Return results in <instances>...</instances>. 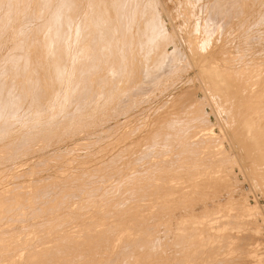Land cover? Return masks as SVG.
<instances>
[{
	"label": "rangeland",
	"instance_id": "rangeland-1",
	"mask_svg": "<svg viewBox=\"0 0 264 264\" xmlns=\"http://www.w3.org/2000/svg\"><path fill=\"white\" fill-rule=\"evenodd\" d=\"M113 1L73 0L72 2L71 0L73 7L71 3H67L68 5L71 4L68 6L65 0L64 2L63 0H17L18 4L16 0H0V4H2L0 7V81L2 80L0 82V93L3 97L2 99L0 96V107L4 108L1 109L2 111L0 110V115L2 114L0 116V130H4L0 131V198H2L0 199V237H2L0 241L3 243L7 241L6 244L1 242L0 244L8 249L0 246V249H4V251L0 250V253L2 252L0 263L41 264L43 259V264H45V261L47 264V260L49 264H52L51 262L53 264H80L83 261L84 263L81 264H94L95 262L102 264L101 256L106 250V252L111 253V257L108 252L109 258L103 254V257L105 256L103 264H106L107 259V264H122L125 261L124 264H127L129 256L135 257V260L133 258L130 260L133 264L135 262L138 264L139 260L141 264L144 260V263L150 260L147 264L158 262L161 264H264V0H119L120 4H118V0L117 2L116 0ZM67 2H70V0ZM5 5L9 7L6 8ZM105 7L111 8L110 10L113 11L111 12L107 8V12ZM103 10L107 12L106 16L103 15L105 13ZM99 12H101L102 18L104 16L106 20L110 16L112 20L117 17L114 22L111 18L109 20L114 27H110L111 24L108 20L106 22L105 18H103L104 21L99 17L101 16ZM47 13L49 15H46ZM66 13L67 15L69 13L70 16L68 15V17ZM112 13L114 16L111 15ZM115 13L117 16H115ZM120 15L122 20L119 18ZM38 17L39 20L36 19ZM71 17H73V22L70 26L72 20L69 21L68 18L71 19ZM88 17H91V21ZM92 17H94V20ZM101 21L108 27L105 28ZM56 23L57 28H60L57 31L55 30ZM63 24L66 28L65 31H62L64 28H61ZM96 24H102V28ZM19 26L21 30L19 29L18 32L16 30ZM97 26L101 30L98 31L99 27ZM67 32L69 35H67ZM96 32L100 35L97 33V36ZM105 32L106 34L109 32V36H114L110 38L108 34L104 36ZM24 35L28 37L27 42L23 41L26 39V37H23ZM99 36L103 37L100 39L101 41L108 42L106 44L104 41L100 43ZM106 37H108V40ZM18 40L22 45L20 44V48L17 47L19 50L15 51L14 46L19 45L17 44L19 43ZM93 42H98V44ZM103 43L105 47L107 46L106 50L100 47L104 46ZM53 46L61 51L55 50V47L52 49ZM48 47L53 51V55L59 51V57L56 54L55 58L56 60L57 58L61 59L57 60L56 63L53 62L55 60H53L52 53L49 52V55L48 51L50 50ZM36 48L41 51H37ZM45 49L48 51L45 52ZM94 50H97V52ZM103 50L105 51L103 53L107 54L109 52L107 55L104 54L107 60L102 56ZM6 53L10 54L9 57L5 55ZM96 53H99L98 56ZM100 54L102 58L104 57L103 60ZM16 56H19V58ZM109 56L111 57L109 58ZM26 59L30 60L26 61ZM98 59L100 62H98ZM117 59L118 61H116ZM15 60L16 62H14ZM22 61L26 62L23 64ZM58 61L61 66L65 64L62 68L56 66L59 71L63 70L60 72L62 74L58 73L59 71L54 68L55 66L52 67V64L58 65ZM27 62H29L28 67H26ZM119 62H121V65ZM17 63L26 65L19 66ZM95 64L99 66L96 68ZM113 64L114 67H112ZM31 65L34 66V69L31 67L32 72L33 70H36V72H31ZM18 66L19 68H17ZM109 66L112 68L110 69ZM13 68L17 70H13ZM27 68L28 71H26ZM18 69L22 71H18ZM88 69H91V74ZM46 70L51 77L50 79L45 73ZM51 70L54 71L52 73L56 77L60 76L58 79L55 77L54 82L56 81V83L51 81L54 79V75L50 73ZM56 73L59 75H56ZM45 77H48L47 81ZM27 78L30 80V84L29 81L26 82ZM58 80L61 82L59 85L57 84L59 83ZM34 81L37 84L36 82L34 84ZM48 82H50V86H48ZM75 83L79 84L80 88ZM27 84H29L31 90L27 87ZM51 84L53 86L55 84V86L53 87ZM51 86L52 88L57 86V91L54 89L55 92L52 88V91H50ZM78 89L80 93L77 92ZM33 90L36 92L33 93ZM46 91L50 92L49 95ZM39 92H43L42 94L45 96L40 98L41 93L37 95L39 98L34 95ZM5 94H12L13 96H10L13 99ZM15 95H20L23 100L20 99V101L19 98L21 97L18 98ZM48 96L51 97L48 99ZM81 96L82 100L79 99ZM84 96L85 101L83 100ZM14 97L18 99L15 100ZM32 97L34 99L38 98V100H33ZM11 100H15L16 103L11 102ZM12 104L16 106V111L13 109L15 107ZM9 107L13 110L12 113L18 110L19 113H15L16 116L8 114L11 112ZM5 115L11 117L13 121L9 125L7 122H10V119H7L8 116L5 118ZM39 118L43 119L40 120ZM12 123H15L16 126ZM10 124L13 128L10 127ZM26 144L29 145L23 146ZM30 166L31 168H29ZM73 166L75 167L73 168ZM6 170L9 174L12 172L13 176H10L11 174L9 175ZM84 184L86 185L84 186ZM156 197L158 198L156 199ZM28 201L30 202L28 203ZM131 204L137 206L136 210L133 209L135 206H129ZM39 207H44L45 211L44 208ZM147 207L150 210L146 211ZM75 210L77 211L75 212ZM142 210L144 211L142 212ZM120 211H124L126 214L123 212L122 215ZM131 211L134 213L131 214ZM138 211L139 213H137ZM10 212H13V214ZM127 212H130L131 215ZM52 214L55 216L53 217ZM118 215L119 217L120 215L124 216V218L121 216V219L126 222L124 223L125 226L120 218H116ZM125 216H129V219ZM114 218L120 219V223L116 221L117 224H114L113 220H116ZM134 220L137 222L135 223ZM95 221H97L96 225H93ZM108 221H110L109 226L107 225ZM132 221L135 223L134 226L131 225ZM100 222L104 224L101 225ZM111 224L115 225V228ZM118 224L119 227L120 225L126 227L124 228L126 232L121 229L122 226L120 228L116 227ZM98 226L100 228L104 226V228L100 229ZM105 226L108 228L106 229ZM131 226L134 229H131ZM136 226L137 228H135ZM94 228H99V230L96 229L95 231ZM145 228L147 232H145ZM135 229L141 232L143 236ZM57 230L59 232L64 231L65 235ZM69 230L72 231L69 232ZM81 231L84 232L85 236ZM93 231L95 233L101 231L100 234L97 233L99 235L104 233L105 236L97 235V240V233L95 234ZM72 232L78 233V237H75L77 235ZM86 232L88 235H86ZM131 232L139 233L140 237L138 238V235L133 236ZM111 233H114L113 236L116 239L109 240L112 236ZM21 234L23 237H21ZM47 234L50 238L55 236V239L52 237L49 239L51 242H45V244L44 241H48L49 238ZM72 234L75 236H71ZM91 234L95 235V239ZM115 234L119 235L116 236ZM3 235L11 238L4 236L5 239H3ZM89 235L92 237H89ZM124 235L126 237L130 235L131 239L136 238H133V241L130 238L126 239ZM30 236L34 239L37 237L40 240L36 238L37 240L33 239L32 241L30 240L32 238H29ZM24 237L25 239H23ZM71 237H75L76 242L71 240ZM99 237H106L105 241L103 238H101L103 241H99ZM67 238L70 240L69 242ZM84 238L86 244L83 243V245H88L86 248L82 245ZM107 238H109V241H113L109 243ZM139 239L140 241H137ZM151 239H155L153 240L155 245ZM14 240L16 243H14ZM28 240L31 242H28ZM95 240L100 245H96ZM70 242H73V244ZM114 242H116V245H114ZM121 242H124V245ZM19 244L21 245L19 246ZM22 244L25 247H22ZM57 244L58 246H56ZM67 244L71 251L68 249ZM103 244L107 245V248ZM119 244L121 247L118 248ZM150 244L154 246L151 247ZM45 245H47L50 252L44 249L46 248ZM74 245L79 248L77 249ZM81 245L82 250L80 249ZM27 246L32 248L29 247L30 250H28ZM70 246L76 247L74 250L79 253L72 251L73 248ZM98 246L102 247L99 249L101 254L98 252ZM108 246L112 248L109 249ZM8 247L13 249L9 250ZM153 247L155 250L152 249ZM180 247L184 250L183 252L179 249ZM34 248L39 255L33 252L35 251ZM89 248H92V251ZM129 248L132 250L131 252ZM142 248L147 251L144 252ZM14 249L17 251H14ZM20 249H24V252L27 251L24 253ZM79 249L87 256L86 258ZM86 249L91 253L87 252L88 254H86ZM114 249L118 251L116 254ZM139 249L141 250L139 251ZM134 250H137V252ZM122 251L125 252V255L122 254ZM126 251H129V253H126ZM132 252L137 256H134ZM11 253L12 255H10ZM26 253L28 256L23 255ZM61 253H65L66 256ZM152 253L154 254L153 257ZM71 254L76 258L74 259ZM126 254H129V256L127 257ZM142 254H150L147 257L152 259H147ZM163 254H167L166 258ZM30 255L32 263L29 262ZM4 256L7 257L2 259ZM8 256L11 257L10 260ZM44 256L47 258L46 260ZM139 256H142L141 259ZM167 256H170L169 259ZM121 257H123V262ZM26 258H28V261H26ZM118 258L121 260L118 261ZM12 259L13 262H11ZM37 259H40L41 262L39 263ZM72 259L79 261L75 262ZM58 260L61 263H58ZM132 263L128 262V264Z\"/></svg>",
	"mask_w": 264,
	"mask_h": 264
},
{
	"label": "bare ground",
	"instance_id": "bare-ground-1",
	"mask_svg": "<svg viewBox=\"0 0 264 264\" xmlns=\"http://www.w3.org/2000/svg\"><path fill=\"white\" fill-rule=\"evenodd\" d=\"M3 1H4V0H3ZM26 1H27V0H26ZM40 1H41V0H40ZM67 1H68V0H65V3H66V4H67V3H68V4H69V3L72 4V2H73V0H72V2H71V0H70V2H67ZM74 1H75V0H74ZM76 1H77V0H76ZM114 1H115V0H114ZM114 1H113V2H114ZM121 1H122V0H121ZM253 1H254V0H253ZM20 2H21V1H20ZM23 2H24V1H23ZM33 2H34V1H33ZM37 2H38V1H37ZM42 2H43V1H42ZM63 2H64V0H63ZM116 2H117V0H116ZM116 2H115V3H116ZM118 2H119V0H118ZM10 3H11V2H10ZM16 3H17V0H16ZM16 3H15V4H16ZM29 3H30V2H29ZM39 3H40V2H39ZM49 3H50V2H49ZM59 3H60V2H59ZM6 4H7V3H6ZM17 4H18V3H17ZM37 4H38V3H37ZM40 4H41V3H40ZM46 4H47V1H46ZM68 4H67V5H68ZM71 4H70V5H71ZM75 4H76V3H75ZM112 4H113V3H112ZM118 4H120V2H119ZM123 4H124V3H123ZM127 4H128V3H127ZM1 5H2V4H0V7H1ZM47 5H48V4H47ZM47 5H46V6H47ZM67 5H66V6H67ZM70 5H68V6H70ZM72 5H73V4H72ZM125 5H126V4H125ZM5 6H6V8H7L8 5H5ZM39 6H40V5H39ZM50 6H52V5H50ZM56 6H57V5H56ZM66 6H65V7H66ZM115 6H116V5H115ZM119 6H120V5H119ZM8 7H9V6H8ZM22 7H23V6H22ZM25 7H26V5H25ZM47 7H48V6H47ZM52 7H54V6H52ZM73 7H74V5H73ZM112 7H113V5H112ZM15 8H16V6H15ZM41 8H43V6H41ZM41 8H40V9H41ZM68 8H69V7H68ZM68 8H67V9H68ZM75 8H76V7H75ZM105 8H106V7H105ZM107 8H108V7H107ZM107 8H106V11H107ZM8 9H11V8H8ZM17 9H18V8H17ZM24 9H26V8H24ZM44 9L46 10L47 8H44ZM52 9H53V8H52ZM62 9H63V8H62ZM108 9H109V8H108ZM110 9H111V8H110ZM110 9H109V10H110ZM0 10H1V9H0ZM54 10H55V9H54ZM64 10H65V9H64ZM69 10H71V9H69ZM16 11H17V10H16ZM28 11H29V10H28ZM32 11H33V10H32ZM34 11H35V10H34ZM43 11H44V10H43ZM55 11H56V10H55ZM88 11H89V10H88ZM103 11H104V10H103ZM110 11H111V10H110ZM112 11H113V10H112ZM112 11H111V12H112ZM114 11H116V10L114 9ZM0 12H1V11H0ZM7 12H8V11H7ZM72 12H73V10H72ZM101 12H102V11H101ZM101 12H99L100 15H101ZM104 12H105V11H104ZM107 12H108V11H107ZM107 12H105V13L102 12V13H103L104 16H106V13H107ZM116 12H117V11H116ZM17 13H18V12H17ZM32 13H33V12H32ZM32 13H31V15H32ZM69 13H71V12H69ZM69 13H68V15H69ZM99 13H97V15H99ZM119 13H120V12H119ZM119 13H118V15H119ZM41 15H42V11H41ZM46 15H49V13H47ZM66 15H67V13H66ZM68 15H67V16H68ZM72 15H73V13H72ZM111 15H113V13H112ZM154 15H155V13H154ZM262 15H263V13H262ZM4 16H5V15H4ZM33 16H34V15H33ZM39 16H40V12H39ZM56 16H57V15H56ZM62 16H63V15H62ZM69 16H70V15H69ZM69 16H68V17H69ZM89 16H90V13H89ZM104 16H103V18H105ZM108 16H109V14L107 15V17H108ZM113 16H114V15H113ZM115 16H117L116 13H115ZM120 16H121V15H120ZM7 17H8V16H7ZM28 17H29V13H28ZM44 17H45V15H44ZM44 17H43V18H44ZM48 17H49V16H48ZM48 17H47V18H48ZM51 17H52V16H51ZM95 17H96V16H95ZM99 17L102 18V15L99 16ZM99 17H97V18L100 20ZM123 17H124V16H123ZM151 17H152V16H151ZM263 17H264V16H263ZM0 18H1V17H0ZM22 18H23V17H22ZM31 18H32V17H31ZM55 18H56V17H55ZM59 18H60V17H59ZM103 18H102V19H103ZM110 18H111V20H112V17H111V16H110ZM110 18L107 19V20L109 21ZM119 18L122 20V16L119 17ZM119 18H118V20H119ZM154 18H155V17H154ZM2 19H3V18H2ZM29 19H30V18H29ZM36 19L39 20V17L36 18ZM44 19H45V18H44ZM56 19H57V18H56ZM68 19H69V21L72 20L71 23H70V26H71V25H72V22H73V17H71V19H70V18H68ZM88 19L90 20L91 17H90V18L88 17ZM88 19H87V20H88ZM92 19L94 20V17H92ZM95 19H96V18H95ZM113 19H114V17H113ZM116 19H117V17H116L114 20H116ZM3 20H4V19H3ZM34 20H35V19H34ZM45 20H46V19H45ZM50 20H51V19H50ZM53 20H54V19H53ZM64 20H65V19H64ZM64 20H62V21H64ZM103 20H104V19H103ZM105 20H106V18H105ZM105 20H104V21H105ZM107 20H106V22H108ZM114 20H112V22H114ZM118 20H117V22H118ZM260 20H261V19H260ZM0 21H1V20H0ZM19 21H21V20H19ZM19 21H18V22H19ZM57 21H58V20H57ZM69 21L67 20V22H69ZM90 21H91V20H90ZM96 21H98V20L96 19ZM151 21H152V20H151ZM8 22H9V21H8ZM24 22L26 23V21H24ZM30 22H31V20H30ZM37 22H38V21H37ZM67 22H66V23H67ZM93 22H94V21H93ZM99 22H100V21H99ZM101 22H102V21H101ZM109 22H110L109 24H111V21H109ZM149 22H150V21H149ZM154 22H157V21H154ZM261 22H262V21H261ZM40 23H41V21H40ZM42 23H43V22H42ZM90 23H91V22H90ZM96 23H97V22H96ZM102 23H103V22H102ZM115 23H116V22H115ZM115 23H114V24H115ZM20 24H21V23H20ZM92 24H93V23H92ZM92 24H91V25H92ZM94 24H95V23H94ZM106 24H107V23H106ZM147 24H148V23H147ZM151 24H152V23H151ZM259 24H260V22H259ZM6 25H7V23H6ZM8 25H9V24H8ZM52 25H53V24H52ZM58 25H59V23H58ZM87 25H88V24H87ZM96 25H100V27L102 28V26H101L102 24H96ZM96 25H95V26H96ZM103 25H104V23H103ZM149 25H150V24H149ZM149 25H148V26H149ZM156 25H157V24H156ZM2 26H4V25H2ZM23 26H25V25H23ZM27 26H28V25H27ZM36 26H37V25H36ZM50 26H51V25H50ZM53 26L55 27V25H53ZM67 26H69V25L67 24ZM112 26L114 27V25L111 24L110 27H112ZM148 26H147V27H148ZM32 27H33V26H32ZM37 27H38V26H37ZM37 27H36V28H37ZM43 27H44V26H43ZM54 27H53V28H54ZM59 27H60V25H59ZM81 27H82V26H81ZM97 27H99V26H97ZM97 27H96V28H97ZM100 27H99V29L97 28L98 31L101 30ZM104 27L107 28L108 26H107V25H106V26L104 25ZM110 27H109V28H110ZM2 28H3V27H2ZM56 28H57V23H56L55 30L57 31V30L60 29V28H59V29H58V28L56 29ZM61 28H64V24H63V27L61 26ZM79 28H80V27H79ZM109 28H108V29H109ZM150 28H151V27H150ZM16 29H17V28H16ZM16 29H15V30H16ZM19 29H20V26H19V28H18L16 31H18ZM25 29H27V28H25ZM32 29H33V28H32ZM37 29H39V28H37ZM65 29H66V28H64V30H62V31H65ZM80 29H81V28H80ZM121 29H122V28H121ZM152 29H153V28H152ZM20 30H21V29H20ZM23 30H24V29H23ZM39 30H40V29H39ZM41 30H42V29H41ZM102 30H103V29H102ZM4 31H5V30H4ZM30 31H31V30H30ZM44 31H45V30H44ZM67 31H68V30H67ZM110 31H111V30H110ZM2 32H3V31H2ZM18 32H19V31H18ZM18 32H17V33H18ZM40 32H41V31H40ZM59 32H60V31H59ZM102 32H103V31H102ZM102 32H101V33H102ZM17 33H16V35H17ZM27 33H28V32H27ZM38 33H39V32H38ZM41 33H42V32H41ZM50 33H51V31H50ZM64 33H65V32H64ZM67 33H68V32H67ZM78 33H79V32H78ZM97 33H98V32H96V35H97ZM111 33H112V32H111ZM160 33H161V32H160ZM160 33H159V34H160ZM3 34H4V33H3ZM14 34H15V33H14ZM18 34H19V33H18ZM34 34H35V33H34ZM56 34H57V33H56ZM56 34H55V35H56ZM62 34H63V33H62ZM107 34H108V36H109V32H107ZM107 34H106V32H105L104 36L107 35ZM113 34H114V33H113ZM152 34H154V33H152ZM16 35H14V36H16ZM28 35H29V34H28ZM31 35H32V34H31ZM41 35H42V34H41ZM67 35H69V33H68ZM81 35H82V34H81ZM98 35H100V33H98ZM98 35H97V36H98ZM156 35H157V34H156ZM0 36H1V35H0ZM2 36H3V35H2ZM32 36H33V35H32ZM47 36H48V35H47ZM57 36H59V35L57 34ZM79 36H80V33H79ZM102 36H103V35H102ZM113 36H114V35H113ZM113 36H109V38H110V37H113ZM11 37H12V36H11ZM16 37H21V36L18 35V36H16ZM23 37H26V36L24 35ZM23 37H22V38H23ZM42 37H43V36H42ZM62 37H63V36H62ZM27 38H28V37H26V39L23 40V41L27 42V41H26ZM33 38H34V36H33ZM49 38H50V37H49ZM57 38H59V37H57ZM67 38H68V37H67ZM78 38H79V37H78ZM97 38H98V37H97ZM102 38H103V37H102ZM102 38L99 36L98 39L100 40V39H102ZM155 38H156V37H155ZM38 39H39V38H38ZM40 39H41V38H40ZM45 39H47V38L45 37ZM50 39H51V38H50ZM98 39H96V40H98ZM104 39H105V38H104ZM106 39L108 40V37H106ZM157 39H158V38H157ZM0 40H1V39H0ZM19 40H20V39H19ZM19 40H18V41H19ZM60 40H61V39H60ZM64 40H65V39H64ZM99 40H98V41H99ZM109 40H110V39H109ZM112 40H113V39H112ZM33 41H34V40H33ZM55 41H58V40H55ZM61 41H63V40H61ZM61 41H60V42H61ZM65 41H66V40H65ZM72 41H73V40H72ZM103 41H104V40H103ZM103 41L100 40V43H102ZM155 41H157V40H155ZM21 42H22V41H21ZM31 42H32V41H31ZM94 42H95V41H94ZM94 42H93V43H94ZM106 42H108V41H106ZM106 42L104 41L105 44H106ZM110 42H111V40H110ZM113 42H114V41H113ZM22 43H23V42H22ZM45 43H46V42H45ZM104 43H103V44H104ZM17 44H19V45L14 46V47L16 48V49L14 48L15 51L19 50V49H17V47L20 48V47H19L20 44H21L20 41H19V43H17ZM31 44H32V43H31ZM51 44H52V43H51ZM54 44H55V43H54ZM94 44H98V42H97V43H94ZM105 44H104V46H103V45L100 46V47H103L104 50H106L105 48L107 47V46L105 47ZM110 44H111V43H110ZM21 45H22V44H21ZM25 45H26V43H25ZM46 45H47V44H46ZM56 45H57V43H56ZM62 45H63V44H62ZM64 45H65V43H64ZM35 46H36V44H35ZM37 46H38V44H37ZM108 46H109V45H108ZM110 46H112V45H110ZM21 47H22V46H21ZM27 47H28V46H27ZM27 47H26V48H27ZM38 47H39V46H38ZM40 47H42V46L40 45ZM54 47H55V46H53L52 49H53ZM60 47H61V46H60ZM23 48H24V47H23ZM23 48H22V49H23ZM30 48H31V46H30ZM42 48H43V47H42ZM65 48H66V47H65ZM12 49H13V48H12ZM27 49H29V48H27ZM36 49H37V48H36ZM40 49H41V48H40ZM43 49H44V48H43ZM43 49H42V50H43ZM48 49L50 50L51 48L48 47ZM61 49H62V48H61ZM97 49H99V48H97ZM112 49H113V48H112ZM23 50H24V49H23ZM38 50H39V49H37V51H38ZM55 50H60V49H56V47H55ZM63 50H64V49H63ZM99 50H101V49H99ZM104 50L102 51V53L105 52ZM107 50H108V48H107ZM109 50H110V49H109ZM9 51H10V50H9ZM9 51H7V52H9ZM26 51H27V50H26ZM26 51H25V52H26ZM39 51H41V50H39ZM46 51H48V50L45 49V52H46ZM60 51H61V50H60ZM64 51H65V50H64ZM64 51H62V52L65 53ZM94 51L97 52V50H94ZM49 52L52 53L53 51L50 50V51H48V53H49ZM58 52H59V51H58ZM58 52H57V53L54 52V53H56V54L58 55ZM62 52H61V53H62ZM106 52H107V51H106ZM20 53H21V51H20ZM28 53H29V52H28ZM37 53H38V52H37ZM37 53H36V54H37ZM48 53H47V54H48ZM50 53H49V55H50ZM91 53H93V52H91ZM91 53H90V54H91ZM108 53H109V52H108ZM108 53H107V54H108ZM125 53H126V52H125ZM18 54H19V53H18ZM21 54H22V53H21ZM38 54H39V53H38ZM41 54H43V53H41ZM41 54H40V55H41ZM56 54H54L55 56L53 55V53H52L51 55H53V57L55 58V57L57 56ZM97 54H99V53H96V55H97ZM104 54H106V53H103L102 56H104ZM107 54H106V55H107ZM118 54H119V52H118ZM5 55H6V56L8 55L7 57H9L10 54L6 53ZM33 55H34V54H33ZM122 55H124V54H122ZM19 56H20V55H19ZM19 56H18V57L16 56V57L19 58ZM36 56H37V55H36ZM43 56H44V54H43ZM83 56H84V55H83ZM97 56H98V55H97ZM100 56H101V54H100ZM102 56H101V58H102ZM111 56H112V55H111ZM111 56H109V58H110ZM3 57H4V55H3ZM12 57L14 58V55H13ZM12 57H11V58H12ZM58 57H59V55H58ZM87 57H88V56H87ZM104 57H105V56H104ZM104 57H103V58H104ZM112 57H113V56H112ZM117 57H118V55H117ZM25 58H26V57H25ZM38 58H39V57H38ZM41 58H43V57H41ZM54 58H53V60H55V61H53L54 63H56L57 60L61 59V58H59V59L57 58V60H56V58H55V59H54ZM65 58H66V57H65ZM65 58H64V59H65ZM97 58H98V57H97ZM103 58H102V60H103ZM122 58H123V57H122ZM35 59H36V60H39L40 58H39V59L35 58ZM35 59H34V60H35ZM84 59H85V58H84ZM90 59H91V58H90ZM90 59H89V60H90ZM105 59H106V57H105ZM115 59H116V58H115ZM118 59H119V58H118ZM118 59H117L116 61H118ZM9 60H10V59H9ZM11 60H14V59H11ZM27 60H28V59H26V61H27ZM29 60H30V59H29ZM29 60H28V61H29ZM32 60H33V57H32ZM32 60H31V61H32ZM89 60H88V61H89ZM95 60H96V59H95ZM100 60H101V59H100ZM102 60H101V61H102ZM106 60H107V59H106ZM119 60H120V59H119ZM123 60H124V59H123ZM26 61H24V62H26ZM63 61H64V60H63ZM81 61H82V58H81ZM8 62H10V61H8ZM14 62H16V60H15ZM17 62H18V61H17ZM22 62H23V61H22ZM24 62H23V64H24ZM51 62H52V58H51ZM51 62H50V64H51ZM91 62H92V61H91ZM93 62H94V61H93ZM93 62H92V63H93ZM98 62H100L99 59H98ZM102 62H103V61H102ZM106 62H107V61H106ZM109 62H110V61H109ZM109 62H108V64H109ZM10 63H11V62H10ZM28 63H29V62H27V65L25 64L26 67L29 66ZM40 63H42V62H40ZM64 63H66V62L64 61ZM112 63H113V62H112ZM119 63H120V65H121V62H119ZM5 64H6V62H5ZM17 64H19V63H17ZM23 64L21 63V64H19V66H21V65H22V66H25V65H23ZM30 64H31V62H30ZM35 64H37V63H35ZM38 64H39V63H38ZM57 64H58V65H53V64H52V67L55 66L54 68H56V66H57V67H58V66H59V67L61 66V64H59V61H58ZM84 64H85V63H84ZM97 64H98V63H97ZM105 64H106V63H105ZM11 65H12V64H11ZM11 65H10V67H11ZM33 65H34V64H33ZM48 65H49V64H48ZM78 65H79V64H78ZM90 65H91V64H90ZM93 65H94V64H93ZM93 65H92V66H93ZM111 65H112V64H111ZM111 65H110V66H111ZM124 65H125V64H124ZM13 66H14V63H13ZM15 66H16V65H15ZM19 66H18L17 68H19ZM50 66H51V65H50ZM63 66H65V64H64ZM63 66H61L60 68H62ZM97 66H99V65H97ZM97 66H96V64H95V67H96V68H97ZM110 66H109V68L111 69L112 67H114V64H113L112 67H110ZM10 67H9V68H10ZM31 67H32V65L30 66V68H31ZM40 67H42V66H40ZM48 67H49V66H48ZM81 67H84V66H81ZM86 67H87V64H86ZM11 68H12V67H11ZM22 68H23V67H22ZM22 68H21V69H22ZM32 68L34 69V66H33ZM32 68H31V72H32ZM54 68H53V70L56 72V70H55ZM65 68H66V67H65ZM65 68H64V69H65ZM89 68H90V66H89ZM117 68H118V67H117ZM119 68H120V67H119ZM21 69H20V70H21ZM37 69H39V68H37ZM47 69H48V68H47ZM49 69H51V68L49 67ZM56 69L58 70L59 68H56ZM76 69H77V68H76ZM84 69H86V68H84ZM84 69H83V71H84ZM92 69H93V68H92ZM120 69H121V68H120ZM122 69H123V68H122ZM13 70H17V69H14V68H13ZM13 70H12V71H13ZM20 70L18 69V71H20ZM25 70H26V69H25ZM53 70H51V72H50L51 75L53 74L52 72H54ZM78 70H79V69H78ZM80 70H81V69H80ZM88 70H90V74H91V69H88ZM94 70H95V69H94ZM116 70L118 71V69H116ZM123 70H124V69H123ZM3 71H4V70H3ZM12 71H10V72H12ZM21 71H22V70H21ZM26 71H28V68H27ZM34 71L36 72V70H33L32 73H34ZM58 71H59V70H58ZM62 71H63V70H62ZM62 71L60 70L58 73H60V72H62ZM83 71H82V72H83ZM108 71H109V70H108ZM110 71H111V70H110ZM119 71H121V70H119ZM10 72H9V73H10ZM37 72H38V71H37ZM39 72H40V71H39ZM44 72H45V71H44ZM80 72H81V71H80ZM92 72H93V71H92ZM16 73H17V72H16ZM45 73H47V70H46ZM58 73H56V75H57ZM105 73H106V72H105ZM4 74H5V73H4ZM4 74H3V75H4ZM20 74H21V72H20ZM25 74H26V73H25ZM29 74H30V73H29ZM37 74H38V73H37ZM37 74L35 75V77L37 76ZM60 74H62V73H60ZM63 74H64V72H63ZM75 74H78V73H75ZM88 74H89V73H88ZM112 74H113V73H112ZM3 75H2V76H3ZM12 75H14V74H12ZM44 75H45V74H44ZM53 75H54V79H52L51 81L54 82L56 76H55V74H53ZM58 75H59V74H58ZM105 75H106V74H105ZM114 75H116V74L114 73ZM4 76H5V75H4ZM9 76H10V75H9ZM17 76H18V75H17ZM17 76H16V77H17ZM20 76H21V75H20ZM47 76H49V79L51 78L50 75H49L48 73H47ZM63 76H64V75H63ZM80 76H81V75H80ZM91 76H92V75H91ZM14 77H15V76H14ZM14 77H12V78H14ZM16 77H15V78H16ZM18 77H19V76H18ZM18 77H17V78H18ZM22 77H23V76H22ZM29 77H30V76H29ZM59 77H60V76H59ZM59 77H56V79H58ZM72 77H73V76H72ZM82 77H83V75H82ZM89 77H90V75H89ZM9 78H10V77H9ZM45 78H47V79H46V81H47V80H48V77H45ZM74 78H75V77H74ZM85 78H86V77H85ZM87 78H88V77H87ZM103 78H104V77H103ZM106 78H107V77H106ZM112 78H113V76H112ZM1 79H3V78H1ZM7 79H8V77H7ZM30 79H31V77H30ZM60 79H61V78H60ZM114 79H115V78H114ZM22 80H23V79H22ZM22 80H21V81H22ZM35 80H36V79H35ZM75 80H76V79H75ZM78 80H81V79H78ZM82 80H83V79H82ZM85 80H86V79H85ZM1 81H2V80H1ZM1 81H0V82H1ZM21 81H20V83H21ZM27 81H29V84H30V80H28V78H27L26 82H27ZM37 81H39V80H37ZM42 81H43V80H42ZM58 81H59V80H58ZM58 81H57V82H58ZM83 81H84V80H83ZM89 81H90V80H89ZM110 81H111V80H110ZM5 82H6V81H5ZM9 82H10V81H9ZM9 82H8V83H9ZM35 82H36V81H34V84H35ZM74 82H75V81H74ZM27 83H28V82H27ZM49 83H50V82H48V86H50ZM54 83H56V81H55ZM60 83H61V82L59 81V83H57V84L59 85ZM62 83H63V82H62ZM85 83H86V82H85ZM91 83H92V82H91ZM2 84H3V82H2ZM2 84H1V85H2ZM14 84H15V83H14ZM29 84H27V87L30 89ZM32 84H33V83H32ZM36 84H37V82H36ZM44 84H45V83H44ZM52 84H53V83H52ZM52 84H51V85H52ZM57 84H56V85H57ZM73 84H74V83H73ZM75 84L78 85V87L80 86V85L77 84V83H75ZM113 84H114V83H113ZM3 85H4V84H3ZM7 85H8V84H7ZM61 85H62V84H61ZM82 85H83V84H82ZM86 85H87V84H86ZM86 85H85V86H86ZM92 85H93V84H92ZM13 86H14V85H13ZM24 86H25V85H24ZM24 86H22V87H24ZM34 86H38V85H34ZM52 86H53V85H52ZM52 86L50 87V91H52V90H54V89L56 90L57 86H56L55 88H52ZM54 86H55V84H54ZM54 86H53V87H54ZM14 87H15V86H14ZM22 87H21V89H22ZM75 87H76V86H75ZM78 87H77V88H78ZM82 87H83V86H82ZM87 87H88V85H87ZM92 87H93V86H92ZM6 88H7V87H6ZM16 88H17V86H16ZM28 88H27V91H28ZM31 88H32V86H31ZM48 88H49V87H48ZM51 88H52V90H51ZM79 88H80V87H79ZM83 88H84V87H83ZM85 88H86V87H85ZM11 89H12V85H11ZM59 89H60V88H59ZM86 89H87V88H86ZM8 90H9V89H8ZM12 90H13V89H12ZM12 90H11V91H12ZM30 90H31V89H30ZM39 90H40V89H39ZM55 90H54V91H55ZM66 90H67V89H66ZM81 90H83V89H81ZM92 90H93V89H92ZM23 91H24V90H23ZM34 91H35V90H33V93H34ZM54 91H53V93H54ZM56 91H57V90H56ZM56 91H55V92H56ZM75 91H76V89H75ZM78 91H79V89L77 90V92H78ZM87 91H88V90H87ZM89 91H90V90H89ZM9 92H10V91H9ZM9 92H8V93H9ZM35 92H36V91H35ZM46 92H47V91H46ZM77 92H76V93H77ZM81 92H82V91H81ZM83 92H84V90H83ZM85 92H86V91H85ZM10 93H11V92H10ZM15 93H16V92H15ZM19 93H20V92H19ZM40 93H41V92L36 93V94H34V95L37 96V95H40ZM42 93H43V92H42ZM42 93H41V95H40V98H41L42 96H45V95H43ZM48 93H50V92H47V94H48ZM78 93H80V92H78ZM86 93H87V92H86ZM1 94H2V93H0V96H1ZM12 94L14 95L13 92H12ZM12 94H5V95H8L9 97H12V96H13ZM27 94H28V93H27ZM87 94H88V93H87ZM10 95H12V96H10ZM48 95H49V94H48ZM81 95H82V94H81ZM90 95H91V94H90ZM90 95H89V97H90ZM92 95H94V94H92ZM8 96H7V97H8ZM15 96L18 97V98L21 97L20 95H18V96L15 95ZM24 96H25V94H24ZM36 96H35V97H36ZM59 96H60V95H59ZM59 96H58V97H59ZM66 96H67V95H66ZM85 96H86V95H85ZM85 96L83 97V100H84ZM87 96H88V95H87ZM1 97H2V96H1ZM1 97H0V98H1ZM9 97H8V98H9ZM37 97L39 98V96H37ZM49 97H51V96H48V99H49ZM4 98H5V97H4ZM18 98H16V99H18ZM24 98H25V97H24ZM32 98H33V97H32ZM38 98H37V99L35 98V99L38 100ZM42 98H43V97H42ZM81 98H82V96H81L79 99H81ZM2 99H3V97H2ZM10 99H11V98H10ZM12 99H13V97H12ZM14 99H15V97H14ZM16 99H15V100H16ZM20 99L23 100L22 97L19 98V100H20ZM35 99L33 98V100H35ZM86 99H87V98H86ZM88 99H89V98H88ZM90 99H91V97H90ZM15 100H11V102L14 101V103H16ZM21 100H20V101H21ZM25 100H26V99H25ZM50 100H51V99H50ZM77 100H78V98H77ZM81 100H82V99H81ZM5 101H6V100H5ZM9 101H10V100H9ZM17 101H18V100H17ZM41 101H42V100H41ZM60 101H61V100H60ZM60 101H59V102H60ZM79 101H80V100H79ZM84 101H85V100H84ZM88 101H89V100H88ZM3 102H4V101H3ZM24 102H25V101H24ZM30 102H31V100H30ZM53 102H54V101H53ZM4 103H5V102H4ZM35 103H36V102H35ZM54 103H55V102H54ZM73 103H74V101H73ZM85 103H86V102H85ZM17 104H18V103H17ZM23 104H24V103H23ZM52 104H53V103H52ZM74 104H75V103H74ZM3 105H4V104H3ZM3 105H2V106H3ZM6 105H7V104H6ZM6 105H5V107H6ZM38 105H39V104H38ZM78 105H79V104H78ZM9 106H10V105H9ZM12 106H14V105L12 104ZM12 106H10V107H12ZM52 106H53V105H52ZM80 106H81V105H80ZM10 107H9V108H10ZM14 107H15V108H13V107H12V108L15 110V109H16V106H14ZM42 107H43V106H42ZM57 107H58V106H57ZM61 107H62V105H61ZM77 107H78V106H77ZM82 107H83V105H82ZM19 108H20V107H19ZM19 108H18V109H19ZM47 108H48V107H47ZM1 109H2V108L0 107V110H1ZM3 109H4V108H3ZM3 109H2V110H3ZM20 109H21V108H20ZM37 109H38V108H37ZM49 109H50V108H49ZM76 109H77V108H76ZM81 109H82V108H81ZM2 110H1V111H2ZM5 110H6V109H5ZM5 110H4V111H5ZM10 110H11V112H9V110H7V112H9L8 114H10V115H15V116H16L15 113H17V112L19 113V110H18L17 112H15V113H12L13 110H12L11 108H10ZM50 110H51V109H50ZM60 110H61V109H60ZM82 110H83V109H82ZM134 110H135V109H134ZM1 111H0V112H1ZM15 111H16V110H15ZM43 111H44V108H43ZM43 111H41V112H43ZM47 112H49V111L47 110ZM47 112H46V113H47ZM72 112H73V111H72ZM76 112H77V110H76ZM78 112H80V111H78ZM11 113H12V114H11ZM26 113H27V112H26ZM39 113H40V112H39ZM74 113H75V112H74ZM81 113H82V112H81ZM24 114H25V113H24ZM57 114H58V113H57ZM61 114H62V113H61ZM61 114H60V115H61ZM71 114H72V113H71ZM1 115H2V114H1ZM1 115H0V116H1ZM68 115H69V113H68ZM68 115H67V116H68ZM6 116H8V115H5V118H6ZM24 116H25V115H24ZM57 116H58V115H57ZM70 117H71V116H70ZM8 118L10 119V120H9L10 122H7V124L9 125V123H11L12 120H11V117L8 116L7 119H8ZM12 118H13V116H12ZM55 118H56V117H55ZM7 119H5V120H7ZM21 119H22V118H21ZM27 119H29V117H27ZM39 119H40V118H39ZM41 119H43V118H41ZM41 119H40V120H41ZM13 120H14V119H13ZM15 120H16V119H15ZM7 121H8V120H7ZM29 121H30V120H29ZM12 122H13V121H12ZM15 122H16V121H15ZM60 122H62V121H60ZM12 124L15 125V123H12ZM25 124H26V123H25ZM54 124H55V123H54ZM57 124H58V122H57ZM2 125H3V124H2ZM17 125H18V124H17ZM43 125H44V124H43ZM3 126H5V125H3ZM15 126H16V125H15ZM7 127H8V126H7ZM10 127H12L11 124H10ZM2 128H4V127H2ZM12 128H13V127H12ZM30 129H31V127H30ZM35 129H36V128H35ZM1 130H3V129H1ZM1 130H0V131H1ZM5 130H6V129H5ZM3 131H4V130H3ZM101 131H102V130H101ZM66 133H67V132H66ZM68 133H69V132H68ZM200 133H201V132H200ZM62 134H63V133H62ZM72 135H73V133H72ZM101 135H102V134H101ZM59 137H60V136H59ZM53 138H54V137H53ZM201 138H202V137H201ZM21 140H22V139H21ZM82 140H83V139H82ZM25 141H26V140H25ZM20 143H21V142H20ZM23 143H24V142H23ZM30 144H31V143H30ZM18 145H19V144H18ZM28 145H29V144H28ZM28 145L26 144V145H23V146L26 147V146H28ZM13 146H15V145H13ZM19 146H20V145H19ZM73 146H74V145H73ZM16 147H17V145H16ZM4 148H5V147H4ZM12 148H14V147H12ZM70 149H71V148H70ZM1 150H2V149H1ZM19 150H20V149H19ZM57 150H58V149H57ZM7 152H8V149H7ZM20 152H21V151H20ZM1 153H2V152H1ZM9 154H10V153H9ZM51 155H52V154H51ZM4 157H5V156H4ZM17 157H18V156H17ZM17 157H16V159H17ZM14 158H15V157H14ZM40 158H41V157H40ZM38 159H39V158H38ZM35 160H36V159H35ZM8 161H9V160H8ZM36 162H37V161H36ZM24 164H25V162H24ZM28 164H29V163H28ZM34 164H35V163H34ZM78 164H79V163H78ZM22 165H23V164H22ZM22 165H21V166H22ZM25 165H26V164H25ZM18 166H19V165H18ZM21 166H20V167H21ZM76 166H77V165H76ZM83 166H84V165H83ZM90 166H91V165H90ZM24 167H25V166H24ZM74 167H75V166H73V168H74ZM79 167H80V166H79ZM29 168H31V166H30ZM80 168H81V167H80ZM7 169H8V168H7ZM12 169H13V168H12ZM22 169H23V168H22ZM26 169H27V168H26ZM76 169H77V168H76ZM91 169H92V168H91ZM91 169H90V171H92ZM85 170H86V169H85ZM6 171L8 172V170H6ZM19 171H20V170H19ZM117 171H118V170H117ZM0 172H1V171H0ZM7 172H6V173H7ZM27 172H28V171H27ZM86 172H87V171H86ZM115 172H116V171H115ZM125 172H126V171H125ZM3 173H4V172H3ZM3 173H1V174L3 175ZM21 173H22V172H21ZM8 174H9V172H8ZM10 174H11V175H10ZM10 174H9L10 176H13V175H12V172H11ZM22 174H23V173H22ZM31 174H32V173H31ZM35 174H36V173H35ZM65 174H66V173H65ZM4 175H5V173H4ZM9 175H8V176H9ZM16 175H17V174H16ZM23 175H24V174H23ZM27 175H28V174H27ZM62 175H63V174H62ZM125 175H126V174H125ZM33 176H34V175H33ZM70 176H71V175H70ZM14 177H15V176H14ZM63 177H64V176H63ZM68 177H69V176H68ZM137 177H139V176H137ZM4 178H5V176H4ZM27 178H29V177H27ZM69 178H70V177H69ZM119 178H120V176H119ZM9 179H10V178H9ZM14 179H15V178H14ZM34 179H35V178H34ZM37 179H39V178H37ZM44 179H45V178H44ZM78 179H79V178H78ZM114 179H115V178H114ZM122 179H123V178H122ZM15 180H16V179H15ZM20 180H21V179H20ZM28 180H29V179H28ZM30 180H31V179H30ZM39 180H40V179H39ZM64 180H65V179H64ZM69 180H70V179H69ZM84 180H85V179H84ZM99 180H100V179H99ZM109 180H110V179H109ZM22 181H23V180H22ZM81 181H83V180H81ZM89 181H90V179H89ZM94 181H95V180H94ZM137 181H138V180H137ZM15 182H16V181H15ZM15 182H14V183H15ZM57 182H58V181H57ZM68 182H69V181H68ZM71 182H74V181H71ZM85 182H86V181H85ZM103 182H104V181H103ZM110 182H112V181H110ZM7 183H8V182H7ZM19 183H20V182H19ZM21 183H22V182H21ZM86 183H87V182H86ZM92 183H93V182H92ZM96 183H97V182H96ZM114 183H115V182H114ZM79 184H81V183H79ZM79 184H78V185H79ZM82 184H83V183H82ZM102 184H103V183H102ZM14 185H15V184H14ZM35 185H36V183H35ZM61 185H62V184H61ZM69 185H70V184H69ZM85 185H86V184H84V186H85ZM93 185H94V184H93ZM99 185H100V184H99ZM130 185H131V184H130ZM12 186H13V185H12ZM73 186H74V185H73ZM91 186H92V185H91ZM135 186H136V185H135ZM142 186H143V185H142ZM165 186H166V185H165ZM4 187H5V186H4ZM14 187H15V186H14ZM24 187H25V186H24ZM49 187H50V186H49ZM98 187H99V186H98ZM98 187H97V188H98ZM103 187H104V186H103ZM152 187H153V186H152ZM39 188H40V187H39ZM83 188H84V187H83ZM83 188H82V189H83ZM144 188H145V187H144ZM144 188H143V189H144ZM148 188H149V187H148ZM166 188H167V187H166ZM21 189H22V188H21ZM46 189H47V188H46ZM56 189H57V188H56ZM91 189H92V188H91ZM105 189H106V188H105ZM111 189H113V188H111ZM115 189H116V188H115ZM170 189H171V188H170ZM0 190H1V189H0ZM10 190H11V189H10ZM22 190H23V189H22ZM31 190H32V189H31ZM54 190H55V189H54ZM67 190H68V189H67ZM93 190H94V189H93ZM129 190H130V189H129ZM156 190H157V189H156ZM164 190H165V188H164ZM16 191H17V190H16ZM65 191H66V190H65ZM87 191H88V190H87ZM11 192H12V191H11ZM21 192H22V191H21ZM37 192H38V191H37ZM40 192H41V191H40ZM58 192H59V191H58ZM85 192H86V191H85ZM109 192H110V191H109ZM114 192H115V191H114ZM120 192H121V191H120ZM123 192H124V191H123ZM9 193H10V191H9ZM24 193H25V192H24ZM93 193H94V192H93ZM106 193H107V192H106ZM147 193H148V191H147ZM151 193H153V192H151ZM28 194H29V193H28ZM31 194H32V193H31ZM34 194H35V191H34ZM59 194H60V193H59ZM155 194H156V193H155ZM1 195H2V193H1ZM9 195H10V194H9ZM14 195H15V194H14ZM51 195H52V194H51ZM71 195H72V194H71ZM141 195H142V194H141ZM27 196H28V195H27ZM61 196H62V195H61ZM155 196H156V195H155ZM35 197H36V196H35ZM142 197H143V196H142ZM146 197H147V196H146ZM12 198H13V197H12ZM18 198H20V197H18ZM29 198H30V197H29ZM37 198H38V197H37ZM83 198H84V197H83ZM154 198H155V197H154ZM157 198H158V197H156V199H157ZM0 199H2V198H0ZM10 199H11V198H10ZM61 199H62V198H61ZM108 199L110 200V198H108ZM156 199H155V200H156ZM26 200H27V199H26ZM83 200H84V199H83ZM118 200H119V199H118ZM149 200H150V199H149ZM2 201H3V200H2ZM22 201H23V200H22ZM46 201H47V200H46ZM49 201H50V200H49ZM53 201H54V200H53ZM124 201H125V200H124ZM156 201H157V200H156ZM29 202H30V201H28V203H29ZM35 202H36V201H35ZM55 202H56V201H55ZM96 202H97V201H96ZM99 202H100V201H99ZM99 202H98V203H99ZM120 202H121V201H120ZM146 202H147V201H146ZM0 203H1V202H0ZM44 203H45V202H44ZM76 203H77V202H76ZM86 203H87V202H86ZM90 203H91V202H90ZM101 203H102V202H101ZM25 204H26V203H25ZM55 204H56V203H55ZM72 204H73V203H72ZM110 204H111V202H110ZM112 204H113V203H112ZM136 204H137V203H136ZM141 204H142V203H141ZM13 205H14V204H13ZM18 205H19V204H18ZM36 205H37V204H36ZM39 205H40V204H39ZM50 205H51V203H50ZM73 205H74V204H73ZM84 205H85V204H84ZM93 205H94V204H93ZM99 205H101V204H99ZM123 205H124V204H123ZM144 205H145V204H144ZM161 205H162V204H161ZM161 205H160V207H161ZM4 206H7V205H4ZM25 206H27V205H25ZM53 206H54V205H53ZM78 206H79V205H78ZM85 206H86V205H85ZM87 206H88V205H87ZM110 206H111V205H110ZM125 206H126V205H125ZM127 206H128V205H127ZM129 206H131V207H134V206H135V208H133V209L136 210V207L139 206V205L137 204V206H136V205L134 204V206H132V204H131V205H129ZM140 206H141V205H140ZM147 206H148V205H147ZM1 207H2V205H1ZM8 207H9V206H8ZM10 207H12V206H10ZM16 207H17V206H16ZM20 207H21V206H20ZM31 207H32V205H31ZM45 207H46V206H45ZM69 207H71V206L69 205ZM79 207H80V206H79ZM79 207H78V208H79ZM108 207H109V205H108ZM112 207H113V206H112ZM152 207H153V206H152ZM14 208H15V207H14ZM36 208H37V207H36ZM39 208H41V207H39ZM43 208H44V207H43ZM43 208H41V209H43ZM50 208H51V207H50ZM52 208H53V207H52ZM65 208H66V207H65ZM75 208H76V207H75ZM140 208H141V207H140ZM140 208H139V209H140ZM0 209H1V208H0ZM82 209H83V208H82ZM87 209H88V208H87ZM126 209L128 210L129 207L126 208ZM126 209H125V211H126ZM130 209H131V208H130ZM133 209H132V210H133ZM148 209L150 210V208L147 207V210H146V211H148ZM156 209H157V208H156ZM8 210H9V209H8ZM27 210H28V209H27ZM52 210H53V209H52ZM57 210H59V209H57ZM66 210H67V209H66ZM97 210H99V209H97ZM115 210H116V209H115ZM118 210H120V209H118ZM137 210H138V209H137ZM160 210H161V209H160ZM0 211H1V210H0ZM14 211H15V210H14ZM25 211H26V210H25ZM44 211H45V208H44ZM44 211H43V212H44ZM76 211H77V210H75V212H76ZM84 211H85V210H84ZM91 211H92V210H91ZM99 211H100V210H99ZM102 211H103V210H102ZM102 211H101V212H102ZM121 211H122V210H121ZM121 211H120V212H121ZM143 211H144V210H142V212H143ZM146 211H145V213H146ZM2 212H3V211H2ZM2 212H1V213H2ZM55 212H56V211H55ZM113 212H114V211H113ZM123 212H124V211H123ZM123 212H121L122 215H123ZM131 212H132V211H131ZM10 213L13 214V212H10ZM25 213H28V212H25ZM25 213H24V214H25ZM50 213H51V212H50ZM53 213H54V212H53ZM59 213H60V212H59ZM99 213H100V212H99ZM110 213H111V212H110ZM115 213H116V211H115ZM124 213H125V212H124ZM127 213H128V212H127ZM133 213H134V212H132L131 214H133ZM137 213H139V211H138ZM145 213H143V214H145ZM165 213H166V212H165ZM12 214H11V215H12ZM14 214H15V213H14ZM18 214H19V213H18ZM37 214H38V213H37ZM37 214H36V215H37ZM104 214H106V213H104ZM117 214H119V213H117ZM125 214H126V213H125ZM128 214H130V212H129ZM131 214H130V215H131ZM135 214H136V213H135ZM152 214H153V213H152ZM152 214H151V215H152ZM162 214H163V213H162ZM19 215H20V214H19ZM21 215H22V214H21ZM32 215H33V214H32ZM52 215H53V214H52ZM52 215H51V216H52ZM75 215H76V214H75ZM75 215H74V216H75ZM89 215H90V214H89ZM96 215H97V214H96ZM96 215H95V216H96ZM102 215H103V214H102ZM110 215H111V214H110ZM112 215H113V214H112ZM122 215H120V217H119V215H118V217H116V218H120V219H121V216H122ZM130 215H129V216H130ZM140 215H141V214H140ZM146 215H148V214H146ZM0 216H1V215H0ZM7 216H8V215H7ZM13 216H14V215H13ZM13 216H12V217H13ZM15 216H16V214H15ZM17 216H18V215H17ZM26 216H28V215H26ZM54 216H55V215H53V217H54ZM91 216H92V215H91ZM98 216H99V215H98ZM98 216H97V218H98ZM113 216H114V215H113ZM129 216H125V217H126L127 219H129V218H128ZM143 216H144V215H143ZM5 217H6V216H5ZM23 217H24V216H23ZM28 217H29V216H28ZM47 217H48V216H47ZM71 217H72V216H71ZM84 217H85V215H84ZM122 217L124 218V216H122ZM138 217H140V216H138ZM138 217H137V218H138ZM158 217H159V216H158ZM3 218H4V216H3ZM18 218H20V217L18 216ZM21 218H22V217H21ZM69 218H70V217H69ZM92 218H94V217H92ZM97 218H95V219H97ZM102 218H103V217H102ZM116 218H114V219H116ZM126 218H125V219H126ZM130 218H131V217H130ZM160 218H161V217H160ZM27 219H29V218H27ZM46 219H47V218H46ZM54 219H55V218H54ZM59 219H60V218H59ZM66 219H67V218H66ZM85 219L87 220V217H86ZM103 219H104V218H103ZM105 219H106V218H105ZM111 219H112V217H111ZM111 219H109V220L111 221ZM120 219H118V220H117V219H116V220H113V221H114V224L116 223V221H119ZM138 219H139V218H138ZM149 219H150V218H149ZM166 219H167V218H166ZM6 220H7V219H6ZM19 220H20V219H19ZM57 220H58V219H57ZM62 220H63V219H62ZM79 220H80V217H79ZM135 220H136V219H135ZM135 220H134V222H135ZM142 220H143V219H142ZM2 221H3V219H2ZM49 221H50V219H49ZM110 221L107 222V225L109 224ZM113 221H112V222H113ZM121 221H122V219H121ZM148 221H149V220H148ZM4 222H5V221H4ZM18 222H19V221H18ZM32 222H33V221H32ZM45 222H46V221H45ZM50 222H51V221H50ZM61 222H63V221H61ZM61 222H60V223H61ZM67 222H68V221H67ZM87 222H88V221H87ZM96 222H97V221L93 222V225H94ZM112 222H111V223H112ZM122 222H123V221H122ZM130 222H131V221H130ZM136 222H137V221H136ZM136 222H135V223H136ZM138 222H139V220H138ZM10 223H11V222H10ZM10 223H9V224H10ZM15 223H16V221H15ZM25 223H26V222H25ZM75 223H76V221H75ZM89 223H90V221H89ZM100 223H101V222H100ZM119 223H120V221H119ZM124 223H126V222H123V224H124ZM135 223H133V221H132V224H131V223H130V224L134 226ZM140 223H141V222H140ZM142 223H143V222H142ZM142 223H141V224H142ZM2 224H3V223H2ZM16 224H17V223H16ZM22 224H23V223H22ZM30 224H31V223H30ZM43 224H44V223H43ZM67 224H68V223H67ZM77 224H78V223H77ZM97 224L100 225L99 223H97ZM103 224H104V223H103ZM103 224L101 223V225H103ZM105 224H106V222H105ZM116 224H117V223H116ZM10 225H11V224H10ZM35 225H36V224H35ZM83 225H84V224H83ZM90 225H92V224L90 223ZM95 225H96V224H95ZM138 225H139V224H138ZM152 225H154V224H152ZM8 226H9V225H8ZM17 226H18V225H17ZM45 226H46V225H45ZM56 226H57V225H56ZM76 226H77V225H76ZM108 226H109V225H108ZM111 226H114V228H115V225H112V224H111ZM111 226H110V227H111ZM117 226H118V228H120L122 225H120V227H119V224H118V225H116V227H117ZM124 226H125V224H124ZM129 226H130V225H129ZM133 226H131V229L133 228ZM140 226H141V225H140ZM140 226H138V227H140ZM9 227H10V226H9ZM12 227H13V226H12ZM23 227H24V226H23ZM23 227H22V228H23ZM59 227H60V226H59ZM81 227H82V226H81ZM94 227H95V226H94ZM98 227H99V226H98ZM105 227H106V229L108 228L107 226H105ZM14 228H15V226H14ZM19 228H20V227H19ZM22 228H21V229H22ZM40 228H41V227H40ZM77 228H78V227H77ZM83 228H84V226H83ZM85 228H86V227H85ZM92 228H93V227H92ZM99 228H100V227H99ZM99 228H94V229H95V231H96V229L99 230ZM103 228H104V226H103ZM103 228H102V226H101L100 229H103ZM124 228H126V227H123V226L121 227V229H123V231L126 232V230H124ZM135 228H137V226H136ZM146 228H147V227H146ZM146 228H145V229H146ZM26 229H27V228H26ZM32 229H33V228H32ZM87 229H88V228H87ZM90 229H91V228H90ZM111 229H112V228H111ZM133 229H134V228H133ZM150 229H151V228H150ZM150 229H149V230H150ZM182 229H183V228H182ZM3 230H4V229H3ZM35 230H36V229H35ZM41 230H42V229H41ZM92 230H93V229H92ZM113 230H115V229H113ZM135 230L137 231V229H135ZM138 230L141 231V229H139V228H138ZM149 230H148V231H149ZM185 230H186V229H185ZM57 231H58V230H57ZM57 231H56V232H57ZM70 231H72V230H69V232H70ZM75 231H76V230H75ZM85 231H86V229H85ZM87 231H88V230H87ZM163 231H164V230H163ZM3 232H4V231H3ZM6 232H7V231H6ZM48 232H49V230H48ZM58 232H59V231H58ZM58 232H57V233H58ZM65 232H66V231H65ZM78 232H79V231H78ZM91 232H92V231L90 230V233H91ZM93 232H94V231H93ZM97 232H99V231H97ZM97 232H96V233H97ZM100 232H101V231H100ZM100 232H99V234H100ZM116 232H117V231H116ZM116 232H115V233H116ZM124 232H123V233H124ZM137 232H139V231H137ZM137 232H136V233H137ZM145 232H147V229H146ZM167 232H169V231H167ZM178 232H179V231H178ZM59 233H63V234L65 235L64 231H63V232H59ZM66 233H67V232H66ZM72 233H74V232H72ZM81 233L83 234L84 232L81 231ZM94 233H95V232H94ZM96 233H95V234H96ZM121 233H122V232H121ZM131 233H133V232H131ZM139 233L142 235L141 232H139ZM139 233H138V234H139ZM149 233H150V231H149ZM156 233H158V232H156ZM186 233H187V231H186ZM186 233H185V234H186ZM19 234H20V233H19ZM23 234H24V233H23ZM30 234H31V233H30ZM32 234H33V233H32ZM36 234H37V233H36ZM41 234H44V233H41ZM52 234H53V235H56L55 233H52ZM70 234H71V233H70ZM74 234H76V233H74ZM77 234H78V233H77ZM77 234H76V235H77ZM79 234H80V232H79ZM79 234H78V235H79ZM99 234L97 233V234H96V237H97V235H99ZM103 234H104V233H103ZM103 234L101 233L102 236H105V235H103ZM113 234H114V233H111L112 236H113ZM119 234H120V232H119ZM119 234H115V235L117 236V235H119ZM129 234H130V233H129ZM138 234L133 233V236H137ZM179 234H181V233H179ZM179 234H177V235H179ZM185 234H184V235H185ZM0 235H1V234H0ZM12 235H13V234H12ZM33 235H34V234H33ZM33 235H32V237H33ZM49 235H51V234H49ZM58 235H59V234H58ZM66 235H67V234H66ZM78 235L75 236V235L72 234L71 236L78 237ZM83 235H84V234H83ZM86 235H88L87 232H86ZM91 235L93 236V234H91ZM101 235H99V236H101ZM121 235H122V234H121ZM130 235H131V234H130ZM130 235H129V237H128V236L126 237L125 235H124V236H125L126 239H128V238H130ZM144 235H145V234H144ZM146 235H147V233H146ZM149 235H150V234H149ZM4 236H5V235H3V237H4ZM16 236H17V235H16ZM36 236H37V235H36ZM36 236H34V237H36ZM51 236H52V235H51ZM68 236H69V233H68ZM81 236H82V235H81ZM81 236H80V237H81ZM84 236H85V235H84ZM92 236L89 235V237H92ZM94 236H95V235H94ZM94 236H93V237H94ZM112 236H111V237L109 236L110 239L107 238V240H108V239L111 240L112 238H115V239H116V237H114V236L112 237ZM142 236H143V235H142ZM185 236H186V235H185ZM5 237H7V236H5ZM5 237H4L3 239H5ZM8 237H10V236H8ZM8 237H7V238H8ZM12 237H13V236H12ZM21 237H23L22 234H21ZM21 237H18V238H21ZM27 237H28V235H27ZM32 237L30 236L29 238H32ZM44 237L47 238V237H49V236H48V234H47V237H46V236H44ZM52 237L54 238L55 236H52ZM52 237H51V238H52ZM59 237H60V236H59ZM61 237H62V235H61ZM61 237H60V238H61ZM64 237H65V236H64ZM75 237H74V238H75ZM80 237H79V238H80ZM106 237H108V236H106ZM106 237H105V238H106ZM120 237H121V236H120ZM120 237H119V239H121ZM122 237H123V236H122ZM137 237L139 238L140 236L138 235ZM146 237H147V236H146ZM146 237H145V238H146ZM166 237H167V236H166ZM0 238H2V237H0ZM10 238H11V237H10ZM10 238H9V239H10ZM13 238H14V237H13ZM13 238H12V239H13ZM15 238H16V237H15ZM36 238H37V237H36ZM36 238H35V239H36ZM45 238H44V240H45ZM51 238L49 237V238H48V241H44L43 239H41V240H43L44 243H45V242H49V241H50L49 239H51ZM71 238H72V237H71ZM74 238H72L71 240H74ZM82 238H83V237H82ZM99 238H100V237H99ZM101 238H103L104 241H105V238H104V237H101ZM101 238L99 239V241L102 240ZM117 238H118V237H117ZM133 238H134V237H133ZM133 238H132V239L130 238V239L133 240ZM135 238H136V237H135ZM135 238H134V239H135ZM138 238H137V239H138ZM142 238H144V237H142ZM148 238H149V236H148ZM182 238H184V237H182ZM12 239H11V240H12ZM21 239H22V238H21ZM23 239H25V237H24ZM33 239H34V238H32V239H30V240L33 241ZM35 239H34V240H35ZM37 239H39V238H37ZM37 239H36V240H37ZM54 239H55V238H54ZM56 239H57V238H56ZM64 239H65V238H64ZM67 239H68V238H67ZM77 239H78V238H77ZM91 239H93V238H91ZM94 239H95V237H94ZM115 239H114V241H115ZM119 239H117V240H119ZM123 239H124V238H123ZM126 239H125V241H126ZM180 239H181V238H180ZM0 240H2V239H0ZM6 240H7V239H6ZM26 240H27V239H26ZM30 240H28V242H31ZM39 240H40V239H39ZM59 240H60V239H59ZM61 240H62V239H61ZM61 240H60V241H61ZM75 240H76V239H75ZM75 240H74V241H75ZM79 240L81 241V238H80ZM87 240H89V239H87ZM97 240H98V237H97ZM109 240H108V241H109ZM117 240H116V242H117ZM151 240H152V239H151ZM153 240H155V239H153ZM153 240H152V241H153ZM3 241H5V240H3ZM17 241H18V240H17ZM43 241H42V242H43ZM55 241H56V240H55ZM69 241H70V240L68 239V242H69ZM84 241H86L85 238H84V240H83V242H82V245H83V243L86 244V242H84ZM91 241H92V240H91ZM93 241H94V240H93ZM93 241H92V242H93ZM95 241H96V240H95ZM102 241H103V240H102ZM102 241H101V242H102ZM112 241H113V240H112ZM112 241H109V243L112 242ZM120 241H121V240H120ZM133 241H134V240H133ZM137 241H140V239L137 240ZM0 242H1V241H0ZM8 242H9V241H8ZM10 242H11V241H10ZM12 242H13V241H12ZM18 242H19V241H18ZM21 242H22V241H21ZM23 242H25V241H23ZM50 242H51V241H50ZM75 242H76V241H75ZM87 242H89V241H87ZM101 242H100V243H101ZM116 242H114L115 244H114V243H113V244L116 245ZM127 242H128V241H127ZM150 242H151V241H150ZM154 242H155V241H153V243H154ZM163 242H164V241H163ZM201 242H203V243H205V244L207 243V242H204V241H201ZM1 243H3V242H1ZM4 243L6 244L7 241L4 242ZM4 243H3V244H4ZM14 243H16L15 240H14ZM14 243H13V245H14ZM34 243H35V242H34ZM37 243H38V241H37ZM57 243H58V242H57ZM60 243H61V242H60ZM62 243H65V242H62ZM70 243L73 244V242H70ZM77 243H78V242H77ZM96 243H97V241L95 242V244H96ZM104 243H105V242H104ZM119 243H120V242H119ZM121 243H122V245H124V242H121ZM128 243H129V242H128ZM128 243H127V244H128ZM136 243H137V242H136ZM151 243H152V242H151ZM8 244H9V243H8ZM8 244H7V246H8ZM38 244H39V243H38ZM45 244H46V243H45ZM55 244H56V243H55ZM55 244H53V245L55 246ZM68 244H69V243H68ZM68 244H67V247L69 246ZM74 244H76V243H74ZM78 244H79V243H78ZM80 244H81V243H80ZM95 244H94V245H95ZM98 244H99V243H97L96 245H98ZM117 244H118V243H117ZM127 244H126V245H127ZM130 244H131V243H130ZM140 244H141V243H140ZM140 244H139V245H140ZM10 245L12 246L11 243H10ZM20 245H21V244H19V246H20ZM24 245H25V243H24ZM26 245H27V244H26ZM40 245H41V244H40ZM42 245H43V244H42ZM59 245H60V244H59ZM65 245H66V244H65ZM70 245H71V244H70ZM82 245H81V247H80L81 250H82ZM91 245H93V244L91 243ZM96 245H95V246H96ZM99 245H100V244H99ZM103 245H105V244H103ZM107 245H108V243H107ZM107 245H105L104 247L107 248V247H106ZM150 245H151V244H150ZM154 245H155V243H154ZM154 245L152 244L151 247L154 246ZM168 245H169V244H168ZM198 245H199V244H198ZM0 246H1V244H0ZM2 246H3V248H6V249H7L6 246H5V247H4V245H2ZM2 246H1V247H2ZM17 246H18V244H17ZM51 246H52V244H51ZM51 246H49V247H51ZM56 246H58V244H57ZM74 246H76V245H74ZM78 246H79V245H78ZM83 246H85V248H86V246H88V245H83ZM101 246H102V243H101ZM101 246H100V247H101ZM109 246H111V245L109 244ZM109 246H108V247H109ZM112 246H113V245H112ZM119 246L121 247L120 244L118 245V248H119ZM180 246H181V245H180ZM199 246H200V245H199ZM15 247H16V245H15ZM15 247L13 246V248H15ZM22 247H25V246H23V244H22ZM27 247H28V250H30V248H32L31 246H27ZM29 247H30V248H29ZM35 247H36V245H35ZM44 247L47 248V245H45ZM61 247H64V248H65V246H63V245H61ZM67 247H66V249H67ZM70 247L73 248V246H70ZM76 247H77V246H76ZM76 247H74V248H76ZM89 247H90V245H89ZM96 247H97V246H96ZM100 247L98 246V250L100 249ZM102 247H103V246H102ZM102 247H101V248H102ZM122 247L127 248L126 246H122ZM135 247H136V246H135ZM135 247H130V248H135ZM149 247H150V246H149ZM151 247H150V248H151ZM182 247H183V246H182ZM184 247H185V246H184ZM197 247H198V246H197ZM197 247H196V248H197ZM215 247H216V246H215ZM8 248H9V247H8ZM13 248L11 247V248H9V250H10V249L12 250ZM18 248H19V247H18ZM18 248H17V249H18ZM20 248H21V247H20ZM36 248H38V246H37ZM39 248H40V247H39ZM46 248H44V249H45V250H48V248H47V249H46ZM52 248H54V247L52 246ZM55 248H56V247H55ZM74 248L72 249V251L74 250ZM78 248H79V247H77V249H78ZM105 248H104V249H105ZM111 248H112V247H111ZM111 248L109 247V249H111ZM116 248H117V247H116ZM118 248H117V249H118ZM130 248H129V250H130ZM136 248H137V247H136ZM140 248H141V247H140ZM170 248H171V247H170ZM199 248H200V247H199ZM203 248H204V246H203ZM1 249H2V248H1ZM1 249H0V250H1ZM15 249H16V248H15ZM15 249H14V251H17V250H15ZM25 249H27V248H25ZM41 249H42V248H41ZM41 249H39V250H41ZM44 249H43V250H44ZM49 249H50V248H49ZM59 249H60V248H59ZM66 249H65V250H66ZM68 249H69V247H68ZM68 249H67V250H68ZM80 249H79V251H80ZM90 249H91V250H90ZM117 249H114V253H115V254L118 252V251H116ZM142 249H143V248H142ZM147 249H149V248L147 247ZM152 249L155 250L154 247H153ZM160 249H161V248H160ZM179 249H181V247H180ZM184 249H185V248H184ZM2 250L4 251V249H2ZM7 250H8V249H7ZM18 250H19V249H18ZM20 250H21V249H20ZM23 250H24V249H23ZM23 250H21V252H22ZM34 250H35V251H33V250H32V251L36 253L37 251H36L35 248H34ZM37 250H38V249H37ZM67 250H66V251H67ZM69 250H70V249H69ZM86 250H87V249H86ZM89 250L92 251V248H89ZM98 250H97V251H98ZM118 250H120V249H118ZM124 250H125V249H124ZM124 250H123V251H124ZM127 250H128V249H127ZM137 250H138V249H137ZM137 250H134V251L137 252ZM140 250H141V249H139V251H140ZM143 250H144V249H143ZM145 250H146V249H145ZM145 250H144V252L147 251V250H146V251H145ZM165 250H166V249H165ZM202 250H204V249H202ZM26 251H27V250H25V252H26ZM48 251H49V250H48ZM53 251H54V250H53ZM61 251H62V250H61ZM61 251H60V252H61ZM66 251H64V252H66ZM70 251H71V250H70ZM74 251H75V250H74ZM90 251L87 250V251H85V253L88 254L87 252H90ZM120 251H121V250H120ZM120 251H119V252H120ZM123 251H122V252H123ZM131 251H132V250H130V252H131ZM149 251H150V250H149ZM149 251H148V253H149ZM151 251H152V250H151ZM151 251H150V252H151ZM160 251H161V250H160ZM160 251H159V252H160ZM166 251H167V250H166ZM181 251L183 252L184 250L181 249ZM23 252H24V251H23ZM25 252H24V253H25ZM30 252H31V251H30ZM33 252H32V253H33ZM38 252H40V251H38ZM49 252H50V251H49ZM54 252H55V251H54ZM60 252H59V253H60ZM75 252H77V251H75ZM75 252H74V253H75ZM80 252L83 253L82 251H80ZM98 252L100 253V250H99ZM102 252H103V251H102ZM105 252H106V250H105ZM105 252H103V254L107 255V252H108V251H107L106 253H105ZM110 252H111V251H110ZM112 252H113V251H112ZM122 252H121V253H122ZM141 252H143V251H141ZM141 252H140V253H141ZM152 252H153V251H152ZM1 253H2V252H1ZM1 253H0V254H1ZM4 253H5V252H4ZM4 253H3V254H4ZM6 253H7V252H6ZM9 253H10V251H9ZM16 253H17V252H16ZM16 253H14V254L16 255ZM18 253H20V252L18 251ZM44 253L47 254L46 252H44ZM59 253H58V254H59ZM69 253H70V252H69ZM77 253H79V252H77ZM90 253H91V252H90ZM108 253H109V252H108ZM124 253H125V252H123L122 254H124ZM126 253H129V251H128V252L126 251ZM132 253H133L134 256L136 255V254H134V252H132ZM163 253H164V252H163ZM169 253H170V251H169ZM171 253H173V252H171ZM14 254H13V256H15ZM33 254H34V253H33ZM33 254H32V256H34ZM36 254H38V253H36ZM41 254H43V253H41ZM53 254H54V253H53ZM61 254L64 255L65 253H61ZM100 254H101V253H100ZM103 254H102V256H101L102 259H101V258H98V259H101L103 262H105V261L103 260V258L105 257V256L103 257ZM109 254H110V255H109ZM109 254H108V255L111 257V253H109ZM115 254H114V255H115ZM118 254H119V253H118ZM118 254H117V255H118ZM130 254H131V253H130ZM137 254H138V253H137ZM152 254H153V253H152ZM184 254H185V253H184ZM7 255H8V254H7ZM10 255H12V253H11ZM21 255H22V254H21ZM21 255H18V256H21ZM23 255H27V253H26V254H23ZM38 255H39V254H38ZM43 255H44V254H43ZM47 255H48V254H47ZM54 255H55V254H54ZM59 255H60V254H59ZM75 255L77 256V254H75ZM78 255H79V254H78ZM81 255H82V254H81ZM90 255H91V254H90ZM96 255H98V254H96ZM108 255H107L106 257L109 258ZM112 255H113V254H112ZM114 255H113V256H114ZM119 255H120V254H119ZM119 255H118V257H119ZM124 255H125V254H124ZM133 255H132V256H133ZM139 255H141V254H139ZM143 255H145V256L147 257V256H149L150 254H148V255H146V254H142V256H143ZM163 255L165 256L164 258H166V255H167V254H163ZM1 256H2V254H1ZM27 256H28V255H27ZM27 256H25V257H27ZM49 256H50V255H49ZM51 256H52V251H51ZM51 256H50V257H51ZM64 256H66V255H64ZM71 256H74V255L71 254ZM71 256H70V257H71ZM83 256H85L84 253H83ZM88 256H89V255H88ZM126 256L128 257L129 254H128V255L126 254ZM136 256H137V255H136ZM142 256H141V257H142ZM153 256H154V254L152 255V257H153ZM6 257H7V256H6ZM6 257L4 256V258H2V259H5ZM23 257H24V256H23ZM40 257H42V256H40ZM47 257H48V256H47ZM57 257H58V255H57ZM57 257L55 256V258H57ZM59 257H60V256H59ZM81 257H82V256H81ZM86 257H87V256H85L84 258H86ZM95 257H96V256H95ZM95 257H94V258H95ZM116 257H117V256H116ZM129 257H131V256H129ZM129 257H128L129 261H127V264H128V262H129V263H132L130 260H132L133 257H131V258H129ZM141 257L139 256L140 259H141ZM143 257H144V256H143ZM150 257H151V256H150ZM169 257H170V256H167L168 259H169ZM204 257H205V256H204ZM0 258H1V257H0ZM8 258H9V256H8ZM8 258H7V259H8ZM10 258H11V257H10ZM10 258H9V260H10ZM13 258H14V257H13ZM30 258H31V259H30ZM30 258H29V259H30L29 262L32 260L31 255H30ZM33 258H34V257H33ZM36 258H37V256H36ZM38 258H39V257H38ZM42 258H43V257H42ZM44 258H45V260L47 259L45 256H44ZM55 258H53V259H55ZM62 258H63V257H62ZM62 258H61V259H62ZM72 258H73V257H72ZM75 258H76V257L74 256V259H75ZM78 258L80 259V255L78 256ZM78 258H77V259H78ZM94 258H93V259H94ZM96 258H97V257H96ZM96 258H95V260H97ZM114 258H115V257H114ZM119 258H120V257H119ZM119 258H118V261H120V260L122 259V262H123V257H121L120 260H119ZM124 258H125V257H124ZM148 258H149V257H147V259H148ZM157 258H158V257H157ZM14 259H15V258H14ZM22 259H23V258H22ZM22 259H21V260H22ZM27 259H28V258H26V261H28ZM34 259H35V258H34ZM34 259H33V260H34ZM57 259H58V258H57ZM63 259H64V258H63ZM81 259H83V258H81ZM111 259H112V258H111ZM133 259L135 260V257H134ZM137 259H138V258H137ZM142 259H143V258H142ZM145 259H146V258H145ZM147 259H146V260H147ZM149 259H152V258H149ZM154 259H155V258H154ZM181 259H182V258H181ZM181 259H180V260H181ZM9 260H8V262H9ZM21 260H20V261H21ZM24 260H25V259H24ZM35 260H36V259H35ZM39 260H40V259H39ZM39 260L37 259V261H39ZM51 260H52V258H51ZM64 260H66V259H64ZM68 260H69V259H68ZM70 260H71V259H70ZM125 260H126V258H125ZM134 260H133V262H135ZM143 260H144V259H143ZM183 260H184V258H183ZM1 261H2V260H1ZM3 261H4V260H3ZM3 261H2V262H3ZM6 261H7V260H6ZM15 261H16V260H15ZM15 261H14V262H15ZM18 261H19V259H18ZM42 261L44 262L43 259H42ZM54 261L56 262V260H54ZM58 261H59L58 263H61L60 260H58ZM72 261L78 262L79 260L77 261V260H73V259H72ZM81 261H82V260H81ZM92 261H94V260H92ZM98 261H99V260H98ZM116 261H117V259H116ZM118 261H117V263H118ZM137 261H138V260H137ZM151 261H152V260H151ZM157 261H158V260H157ZM157 261H156V262H157ZM168 261H169V260H168ZM168 261H167V262H168ZM8 262H7V263H8ZM11 262H13V259H12ZM11 262H10V263H11ZM32 262H33V261H31V263H32ZM40 262H41V261H39V263H40ZM43 262H42L41 264H43ZM55 262H54V263H55ZM62 262H63V261H62ZM70 262H71V261H70ZM99 262H100V261H99ZM103 262H102V264H103ZM107 262H108V259H107ZM107 262H106V264H107ZM110 262H111V261H110ZM122 262H121V263H122ZM144 262H145V260L143 261V264H147L148 262H150V260L147 261L146 263H144ZM161 262H162V261H161ZM163 262H164V260H163ZM169 262H170V261H169ZM21 263H22V262H21ZM21 263H19V264H21ZM27 263H28V262H27ZM51 263L53 264V262H51ZM67 263H69V262H67ZM81 263H84V261H83V262H80V264H81ZM95 263L98 264L97 262H95ZM95 263H94V264H95ZM100 263H101V262H100ZM124 263H126V261H125ZM124 263H122V264H124ZM139 263L141 264V261H140V260L138 261V264H139ZM158 263H159V262H158ZM158 263H156V264H158ZM0 264H4V263H0ZM8 264H9V263H8ZM11 264H12V263H11ZM13 264H14V263H13ZM23 264H24V263H23ZM45 264H46V261H45ZM47 264H49V261H48V260H47ZM56 264H57V263H56ZM62 264H65V263H62ZM75 264H76V263H75ZM85 264H87V263H85ZM114 264H115V263H114ZM132 264H133V263H132ZM134 264H136V262H135ZM150 264H152V263H150ZM159 264H161V263H159ZM163 264H167V263H163Z\"/></svg>",
	"mask_w": 264,
	"mask_h": 264
}]
</instances>
